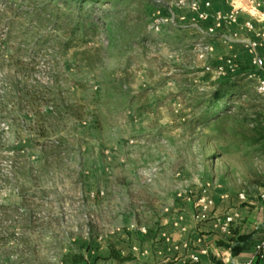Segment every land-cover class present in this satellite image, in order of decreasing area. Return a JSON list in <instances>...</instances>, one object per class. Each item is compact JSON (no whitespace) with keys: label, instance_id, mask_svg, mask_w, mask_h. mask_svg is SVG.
I'll use <instances>...</instances> for the list:
<instances>
[{"label":"rangeland","instance_id":"374dc122","mask_svg":"<svg viewBox=\"0 0 264 264\" xmlns=\"http://www.w3.org/2000/svg\"><path fill=\"white\" fill-rule=\"evenodd\" d=\"M225 1L238 16L264 12V0H105L81 12L74 0L12 1L14 27L0 28V264H94L113 240L126 245L117 234L137 241L203 186L264 191L259 146L239 145L229 123L190 124L236 72H219L233 29L205 35L195 19L204 4L228 15L216 9ZM242 100L232 113L264 114V98Z\"/></svg>","mask_w":264,"mask_h":264},{"label":"crops","instance_id":"0c3cea01","mask_svg":"<svg viewBox=\"0 0 264 264\" xmlns=\"http://www.w3.org/2000/svg\"><path fill=\"white\" fill-rule=\"evenodd\" d=\"M230 6L225 1L221 8L216 9L225 15L231 12ZM246 9L231 25L237 38L229 50L225 48V57L230 55L238 65L234 74H251L252 80L257 81L264 79V63L261 69H257L252 66V61L255 57L264 58V51L258 50L255 54L249 51L246 42H258L259 38L256 32L244 30L243 24L250 21L256 29L263 26L264 12L250 7ZM202 23L206 27L212 24L210 20ZM207 42L214 47L220 44L218 39ZM216 60L219 63L220 56ZM180 200L186 204L185 209L165 210L155 226L149 230H136L140 236L137 241L129 232L115 236L121 235L122 241L126 242L123 245L112 241L121 262L111 258L110 249H105L107 259L94 264H264V191L256 197L244 196L241 200L239 195L212 194L208 187L203 186L201 194ZM226 217L232 221L225 228ZM238 237L247 240L236 243ZM230 238H235L234 243H229ZM193 257L197 262L191 260Z\"/></svg>","mask_w":264,"mask_h":264},{"label":"trees","instance_id":"16d2710c","mask_svg":"<svg viewBox=\"0 0 264 264\" xmlns=\"http://www.w3.org/2000/svg\"><path fill=\"white\" fill-rule=\"evenodd\" d=\"M12 1L13 0H0V4L3 6L0 10V28L2 27L1 25L5 24V22L10 21L9 16L12 15L13 17H17L15 16L17 10H14ZM74 1L79 4L78 11L81 12L83 10L82 7L87 3L94 5L105 0ZM35 9L39 16L43 7H41V9L36 7ZM41 21H44V19ZM7 25V29L9 31L14 27L12 21ZM77 27L78 26H75V31H80ZM81 31H83L82 27ZM6 39H10V37L0 38V47L8 53L9 48L7 46L8 41ZM6 55L9 59L11 58V54ZM254 83V80L248 79L247 76H241L239 74L229 76L225 80H220L214 85V88L208 94H205L202 98H200L199 102L195 106L196 109H200L199 116L193 118L192 121H190V124L197 129H205L211 123H229V125H231L230 131L232 136L236 139V142L239 143V145H242L247 149L259 146L260 149L258 151H264V114L246 113V109L241 108L242 104L238 106L237 112H231L235 109L233 106L234 99H244L242 100L243 102H248L249 100L255 101L254 99L257 98H264V95H258L255 92L253 86L255 85ZM13 88H16V86L14 85ZM26 95L27 94L25 92H21V96L23 98H26ZM9 99V96L5 95L4 102L8 103ZM3 109V106H0V111ZM234 239L235 238H230L229 243H234ZM246 240V238L238 237L236 238V243H243ZM109 249L110 257L121 262V259H119L118 253L115 252L112 244Z\"/></svg>","mask_w":264,"mask_h":264},{"label":"built area","instance_id":"2783aa9c","mask_svg":"<svg viewBox=\"0 0 264 264\" xmlns=\"http://www.w3.org/2000/svg\"><path fill=\"white\" fill-rule=\"evenodd\" d=\"M246 1H249V0H246ZM207 8H208V4H204V6H201L200 9L197 8V10L195 11V19L197 21L206 22V21L210 20L212 22L210 28L207 29V32L205 33V35H210L214 31L220 29L221 27H228V26L231 27V25L236 23L237 16H238L239 12H241V8L240 9L235 8L228 15L220 16L218 13H216V14L209 13ZM243 29L246 30L247 32H256V35L259 38L258 42H254V41L246 42V45H247V48L249 49V51L252 54L257 53L258 50L264 51V25L260 26L256 29L253 22L247 21L243 24ZM236 38H237V35H236V32L234 30H228L227 33H225L221 36V40L223 41V44H225V45L233 44L235 42ZM196 47L198 48L197 51H199V52H201L202 50L204 52H210V50H211V46L207 43L201 44V45L198 44V45H196ZM221 61H222V65L219 68V72L224 71L225 69H229V70H232V72H234L233 70H236L238 67V65L236 64V62L234 61L233 58H224ZM263 63H264V58L255 57L252 61V66L257 68V69H261L263 67ZM208 70H209V68H207V67L204 68V71H208ZM247 78L253 79V75L248 74ZM254 90L258 95H264V79H259V80L255 81ZM239 198L241 200H244L243 195H239ZM199 203H201V201H199ZM202 209L204 211V208H202ZM231 221H232L231 218L226 217L224 219V225L223 226L226 228L231 223ZM141 231L143 232V230H141ZM263 245H264V243H263ZM228 251H230V250H228ZM191 260L193 262H197L196 257H193Z\"/></svg>","mask_w":264,"mask_h":264}]
</instances>
